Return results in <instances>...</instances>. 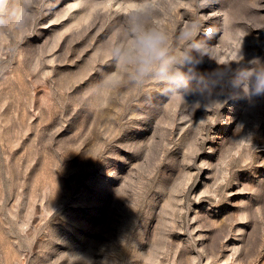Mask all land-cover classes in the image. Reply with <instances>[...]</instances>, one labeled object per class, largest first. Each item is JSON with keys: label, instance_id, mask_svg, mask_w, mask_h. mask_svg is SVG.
I'll return each instance as SVG.
<instances>
[{"label": "rangeland", "instance_id": "1", "mask_svg": "<svg viewBox=\"0 0 264 264\" xmlns=\"http://www.w3.org/2000/svg\"><path fill=\"white\" fill-rule=\"evenodd\" d=\"M5 4L0 264H264V0L144 6L207 44L181 95L112 63L143 0Z\"/></svg>", "mask_w": 264, "mask_h": 264}, {"label": "clouds", "instance_id": "2", "mask_svg": "<svg viewBox=\"0 0 264 264\" xmlns=\"http://www.w3.org/2000/svg\"><path fill=\"white\" fill-rule=\"evenodd\" d=\"M151 0H143V6L133 9L129 14L132 21L126 42L111 50V60L116 72L123 66L130 83L142 84L145 79L155 80L163 86L164 92L181 95V89L191 86L193 73L202 63V57L207 54V44L197 39L198 25L195 22H185L177 32V39L183 41L184 47L179 57L170 52L167 33L158 26H147L140 21L144 6ZM5 0H0V13H6ZM2 23V21H0ZM259 61L260 57H253ZM215 71H219L216 69ZM111 76L105 77L97 86L102 89ZM252 94L264 96V76H257L254 89L246 91L243 98L249 99Z\"/></svg>", "mask_w": 264, "mask_h": 264}]
</instances>
